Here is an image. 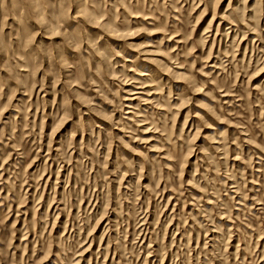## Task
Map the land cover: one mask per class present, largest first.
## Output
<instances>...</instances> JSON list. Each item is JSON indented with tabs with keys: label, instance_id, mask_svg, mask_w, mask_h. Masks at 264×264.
<instances>
[{
	"label": "rangeland",
	"instance_id": "obj_1",
	"mask_svg": "<svg viewBox=\"0 0 264 264\" xmlns=\"http://www.w3.org/2000/svg\"><path fill=\"white\" fill-rule=\"evenodd\" d=\"M0 264H264V0H0Z\"/></svg>",
	"mask_w": 264,
	"mask_h": 264
}]
</instances>
